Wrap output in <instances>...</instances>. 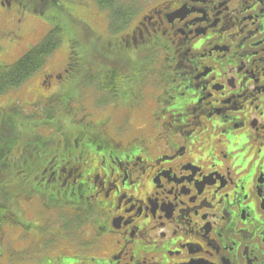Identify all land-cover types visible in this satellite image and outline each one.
Masks as SVG:
<instances>
[{"label": "flooded vegetation", "instance_id": "obj_1", "mask_svg": "<svg viewBox=\"0 0 264 264\" xmlns=\"http://www.w3.org/2000/svg\"><path fill=\"white\" fill-rule=\"evenodd\" d=\"M73 1L31 93L42 153L5 158L42 167L6 180L0 264H264V0H145L115 31ZM54 6L0 0V53Z\"/></svg>", "mask_w": 264, "mask_h": 264}, {"label": "trees", "instance_id": "obj_2", "mask_svg": "<svg viewBox=\"0 0 264 264\" xmlns=\"http://www.w3.org/2000/svg\"><path fill=\"white\" fill-rule=\"evenodd\" d=\"M114 6H116L115 0H110L109 4L106 5L108 8H113ZM61 34L63 35L62 29L55 27L14 62L10 64L0 63V95L11 90L17 93L23 91L21 86L26 83L28 77L41 69L58 46ZM28 134L25 129H20L19 126L15 127L7 117L0 118V222L4 218L8 220L10 205L6 196L9 190V181L6 180L12 170L22 168L24 179L33 181L34 177L38 175L37 168L42 167V163L40 164V162L36 161L26 162L25 165L6 164L5 158L7 156L27 158L28 156H39V150L42 153V145L37 140L34 127L31 128L30 135ZM28 138H30V141H27ZM21 145L23 149L18 151ZM35 150L36 154L34 155Z\"/></svg>", "mask_w": 264, "mask_h": 264}, {"label": "rangeland", "instance_id": "obj_3", "mask_svg": "<svg viewBox=\"0 0 264 264\" xmlns=\"http://www.w3.org/2000/svg\"><path fill=\"white\" fill-rule=\"evenodd\" d=\"M102 1V0H101ZM121 3H123V7H119V4H116V9L118 11H124V13H128V14H134L136 12H138V10L141 7V2L145 1V0H120ZM64 3V10H62L60 7H52L51 9H49L47 11L48 15H41L38 13H34V12H29L30 15L33 16H38L36 17H29L27 19V26L29 27V25H32V27L35 26V29L37 28V30H32V31H23L20 34V37L17 39V45L15 48V50L13 49L12 46H9L6 51L4 53H0V63L2 64H10L12 62H14L15 60H17L20 56L23 55V53H25L29 48H31L33 45H35L36 43H38L45 35L46 33H48V31H50L51 29L55 28V27H61L62 28V41L61 44L58 46V48L55 50V52L57 50H59L60 48L63 47V44H69L70 40L69 38H71L72 36V32L74 30V24H75V20L73 18V14L74 12L78 9L83 10V8L80 6L79 3L74 2L73 0H63ZM149 3H151V0H149ZM77 6V8H76ZM103 7H105L106 5H102ZM132 7V8H131ZM67 8V9H66ZM122 11L120 12L122 15ZM44 16V17H42ZM41 22L42 27H39V25L37 24L38 22ZM122 24V18L117 16L116 14H113L111 16V21H110V30L111 31H115L116 29L119 28V26ZM83 40H86V38H84ZM66 51V48H64V50H59L57 51L52 57L50 56L48 58L51 59L48 63L46 61L45 63V71L44 73H47L49 68H54L55 66H58L62 61H63V54ZM42 67V68H43ZM37 72V71H36ZM36 75V74H35ZM31 76L28 79V83L26 81V86L24 87L25 91L24 94L20 95V99L24 100L25 102L30 101L32 97L31 93H34V90H38L37 87L39 85L40 82V77L39 76ZM32 80L31 83H29ZM41 90H45L44 88H42ZM13 91V90H11ZM9 91V92H11ZM5 93L3 95H0V102H6L9 100H12L14 98H16L13 94L16 93ZM18 97V99H19ZM25 109H28L29 107H24ZM1 109V108H0ZM32 110H48V109H42L41 106L39 104L34 105L33 108H31ZM40 112V111H39ZM38 118L40 116H37ZM22 118H24L22 116ZM25 119V118H24ZM7 245L9 244L8 241H4ZM23 247L22 244H15L14 248H16L17 250H21ZM50 253V252H49Z\"/></svg>", "mask_w": 264, "mask_h": 264}]
</instances>
